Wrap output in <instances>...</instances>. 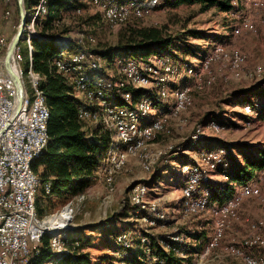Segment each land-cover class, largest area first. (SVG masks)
Listing matches in <instances>:
<instances>
[{"label": "rangeland", "instance_id": "rangeland-1", "mask_svg": "<svg viewBox=\"0 0 264 264\" xmlns=\"http://www.w3.org/2000/svg\"><path fill=\"white\" fill-rule=\"evenodd\" d=\"M79 1L82 8L73 12L63 11L62 17L55 20L61 21L52 23L51 27L46 24L33 28L26 23L27 29L34 34L39 32L49 39H55V35H58L57 38H71L82 46V50L93 53L127 44L131 29L138 27L160 28L164 35L172 36L175 40L171 53L162 60L156 55L138 58L118 54L114 64L108 65L105 59L90 56L86 59V74L92 71L93 75L104 66L106 74L112 77L115 70L119 72L123 77L124 87L127 85L151 92L149 97L139 101L147 103L148 108L136 105L134 108H126L127 114L123 115L121 112L125 109L116 107L118 103L115 101V94H121L125 102L133 95L128 96L122 91L120 81H116L117 91L112 92L105 104L95 98L89 99L86 91L78 89V93L82 95L80 100H83L79 101L80 104L85 105L86 100L95 113L91 118L86 117L90 122H83L84 128L92 130L94 123L112 129L114 147L107 152L94 183L84 194L67 200L43 218L39 216L41 227L44 228L38 241L39 246L43 236L49 234L50 249L58 256L69 254L71 251L68 239L69 236H75L82 239L81 244L86 247L84 252H88L91 258L89 264H121L122 252H118V246H121L122 241L128 242V245L124 244L127 248H124L138 253L139 248L149 242L146 236L159 239L164 235L180 243L187 242L189 233L199 230L198 234L206 232L201 249L188 257L186 264H246L242 258L231 254V248L247 237L256 234L264 236V203L259 198L247 197L229 216L217 215L215 211L230 200L238 187L249 182L256 183L264 196V168L263 174L259 173L262 169L258 170L244 184L235 185L232 196L224 204L210 206V193H206L209 190L206 185L212 181L221 182L222 177H217L216 174L219 166L226 165V152L211 151L208 148L219 144L230 148L242 144L246 147L264 148V119L255 117L252 107L241 103L245 98L243 93L251 90L261 88L260 98L264 95V0H258V5L253 0H246L245 6L234 13H224L215 7L204 10L200 4L175 6L172 0H168L166 4H147L143 10H129L125 19L115 22L105 18L106 0ZM117 1H122L123 6L127 7L133 2L142 3L144 0ZM13 2L16 1L11 0L7 5L4 2L1 9L5 12L11 5L13 10V18L3 21L4 28L9 32V42L21 22L20 10L14 7ZM97 14L99 16L93 21H86V17ZM45 16L40 19V23L46 20ZM20 46L23 51L33 50L31 43L28 44L24 39ZM219 48H222L221 54L216 51ZM61 49L63 50L58 57L66 56L65 50H81L69 45H63ZM236 52L239 60L234 63ZM72 57L73 55L66 56ZM126 61L134 64L139 72L149 73L151 79L146 83H131L123 64ZM96 62L99 63V68L92 70L94 67L88 65ZM184 66L187 67L183 68ZM109 67L113 68L107 70ZM206 68L207 77L200 79L201 71ZM17 69L22 83L27 87L30 79L24 73L23 63ZM80 71L76 69L73 74ZM73 74L68 73L66 76L74 78ZM100 78L102 76H96L93 80ZM108 81L110 82L105 80V83L109 84ZM178 82L181 85L173 91L172 84ZM181 91H187L182 106L179 103ZM162 92L166 95L163 96ZM239 96L243 98L240 100ZM149 100L153 104L157 102L156 106ZM128 104H131V100ZM132 109L138 110L136 120L131 119L128 114ZM113 113L125 118L127 126L131 125L125 137L116 132V126H107ZM151 128L158 132L150 133ZM109 134L112 135V132L109 131ZM131 147L134 149L132 153L129 152ZM189 160L191 163L184 164ZM193 167L196 168L191 173L197 170L202 176L203 184L193 186L192 190L196 189L194 196L202 199L205 207L192 212L187 210L186 191L190 177L188 168ZM158 169L164 179L152 181ZM131 186H135L134 189L146 187L144 207L137 208L140 218L136 217L132 209L136 203L134 189L131 198ZM40 188L41 185L36 192V201L42 197ZM245 200L247 203L242 207ZM67 207L73 211L68 226L54 228L49 222L45 223L49 217ZM244 207L251 210V214L245 212ZM221 219H227L223 239L219 247L208 248ZM202 221L205 229L198 228ZM237 226H242L241 233H234ZM165 248L169 247L165 245ZM34 252L35 249H32V256ZM251 252L264 259V249L257 248Z\"/></svg>", "mask_w": 264, "mask_h": 264}, {"label": "trees", "instance_id": "trees-1", "mask_svg": "<svg viewBox=\"0 0 264 264\" xmlns=\"http://www.w3.org/2000/svg\"><path fill=\"white\" fill-rule=\"evenodd\" d=\"M15 1V3L13 2L14 7L19 9L18 0ZM167 2L168 0H165L164 4ZM245 2L246 0H172L175 6L182 4H200L204 10L215 7L224 13L240 11L242 6H245ZM33 3L34 0H25L26 10L30 9ZM80 3L79 0H49L48 12L45 16L46 20L42 23L38 20L35 27L39 28L46 24L51 27L52 23L61 21L58 20L57 22L55 20L62 17L63 11L73 12L82 8ZM98 16V14L91 15L85 19L87 22H90ZM65 31L67 32L68 30ZM57 36L55 35L54 37L57 38ZM174 40L175 38L172 36L164 35L160 28L138 27L131 29L127 44H122L120 48L101 49L98 50L99 52L97 54L102 59H105L108 65L114 64V60L118 54L138 58L156 55L162 59L171 53L170 49L174 46ZM75 41L71 38L62 37L57 40L49 39L41 36L39 32L33 35L30 40L33 47L32 64L34 73L40 79L39 89L44 95L46 104L50 110L48 121L49 139L43 152L32 163V168L39 176L41 182L40 192L42 197H40L41 200L37 198V211L41 218L49 214L51 210L64 204L67 200L84 194L94 183L98 169L103 165L107 152L110 148L114 147V131L112 129H106L94 123L92 130H86L84 128L82 123L90 121L81 115L82 108H86L92 112L93 107L86 100L85 105L80 104L74 92L75 90L78 93L75 82L59 72L55 64L59 52L63 50L61 49L63 45H69L73 49H81L82 46H79ZM66 51L67 53H73L72 51ZM80 51L84 50L81 49L77 52ZM23 57V70L26 77H28L30 61L27 49L23 51ZM109 68L107 70H111L113 67ZM104 69L105 67L103 66V68L93 75L91 74L92 72L88 71V76L90 77L88 81L93 93V96L89 99H97L98 89L93 80L96 76L106 77L107 79L110 77L113 83H116V81L123 83V77L117 70H115L114 76L112 77L110 74H106ZM116 91V88L112 90L107 89L104 90V94L109 97L112 92ZM122 91L129 92L133 95L131 104L125 102L122 95L118 93L115 94V101L118 103V106L128 108H133L140 100L149 97L151 94L149 91L133 89L127 85L122 88ZM244 94L245 98L239 96L240 100L241 98L245 99V101L242 99L241 103L243 102L242 104L245 106L250 105L253 111L258 114V117L264 119V95L261 99V88L259 90H251ZM87 96L90 97L88 94ZM156 103L154 102V106H156ZM109 131L112 132V135L109 134ZM210 150L226 152L224 157L226 165L219 166L217 173H223L228 177L226 181L218 183H213L212 181L206 185V188L210 190L206 191L207 194L210 193V206L224 204L232 196L235 185L244 184L254 176L256 171L264 168L263 147H246L242 144L230 148L229 146L219 144L210 148ZM236 154L242 156V162L237 160ZM185 163L191 162L189 160ZM158 178L162 179L159 169L156 170L152 181H156ZM202 184L203 182L200 180L197 185ZM45 185L50 186L49 192L45 189ZM134 187H130L131 198H133L132 192ZM133 206L132 209L136 217L140 218V213L137 210V208L139 209V205L133 204ZM205 233L192 235L196 238H203ZM145 238H149V242L144 246L142 245L143 248H139L140 251L138 253L126 249L127 246L125 245H128L126 240L125 242H121V246H118V252H122L121 264H186L188 257L196 254L201 249V246L192 247L185 242H175L164 235L159 239L152 238L151 236H146ZM49 240L50 235L45 234L42 238L40 248L35 249L30 264H89L91 262L89 253L84 252L86 247L81 244V238L69 236L68 243L71 253L60 256L56 255L50 249ZM165 245H168L169 248L166 249Z\"/></svg>", "mask_w": 264, "mask_h": 264}, {"label": "bare ground", "instance_id": "bare-ground-1", "mask_svg": "<svg viewBox=\"0 0 264 264\" xmlns=\"http://www.w3.org/2000/svg\"><path fill=\"white\" fill-rule=\"evenodd\" d=\"M105 2V1H104ZM106 9H105V18L109 20L110 22H115L117 20H123L127 17V14L129 10H132L136 8L137 10H143L147 4L151 6L158 5L159 3L165 2V0H144L142 3L141 2H133L127 7H124L122 1H117V0H106ZM48 3L49 0H34V3L31 5L32 8L29 9L28 14H27V26L30 27H35V24L38 20H40L43 16H45L48 12ZM253 3L255 5H258V0H253ZM116 4V5H114ZM27 12V10H26ZM140 14L141 12L138 11ZM27 26H25L24 36L23 39L30 44L31 37L34 34L33 31L28 30ZM26 34V35H25ZM58 38L55 37V40ZM22 41V40H21ZM20 41V42H21ZM20 42L17 45L15 49V57L18 58V60H15V66L21 67L22 62L24 60L23 57V50L20 46ZM223 46V45H222ZM224 48V47H223ZM217 52H220L219 54L222 53V48H219L216 50ZM66 56H72V58H66V56L62 55L58 57L55 60V64L58 68V71L63 73L65 76L68 73H72L76 71V69H80L81 71L78 74H73L74 78H71L76 84L77 90L79 91H86L87 94L90 96H93V93L91 91V85L88 81V74H86L85 70H87V65L84 64L83 60H76L77 55H89L90 57H95L97 59L102 60V57L93 52H87V51H80V52H73V53H67ZM237 53V52H236ZM238 54V53H237ZM235 54L234 58V63H237L239 60V54ZM29 55V61H30V67L28 70V77L30 78L29 85L26 87V85L23 83L24 86V96L20 108V113H21V119H22V127L25 128H32V110L35 108L36 102H39V106L43 107L44 113L41 115H33V122H37L38 124L41 125V133L42 136H40V142L39 145H32V152L29 153L28 160L26 161V182H27V189H26V202L29 203V211L31 212V216H37V223L38 226L41 227V222H40V217L38 215L37 211V201H36V192L38 188L41 185L39 176L34 172L32 168V163L35 158L39 157L40 154L43 152L46 143L49 139L48 136V121L50 117V110L48 105L46 104V100L44 95L42 94L41 90L39 89L40 86V79L35 75L34 69H33V64H32V58H33V50H30L28 52ZM226 55V54H225ZM89 58V57H88ZM86 58V59H88ZM159 60H162L159 58ZM124 66H126V72L129 74L130 77V82L131 83H146L148 79H151V76H149V73L146 72H139V70L136 69L135 65L130 63V61H126L123 63ZM93 66L94 69L92 70H97L99 68V63H94ZM138 71V73H137ZM92 72V71H91ZM156 72V71H155ZM20 76V74H19ZM21 77V76H20ZM22 79V78H21ZM105 78H100L99 80L95 81V84L97 86V100L102 102V104H105L107 102L108 97L105 96L104 90H112L115 88V83L108 81L109 84L105 83ZM23 82V81H22ZM107 82V81H106ZM121 88L124 87V83H120ZM159 86H162V84H159ZM120 88V89H121ZM117 89V88H116ZM119 90V89H118ZM187 91H181L180 94V105L182 106L184 103V98L187 95ZM126 94L129 96L132 94L129 92H126ZM162 95L165 96V92H162ZM132 98V97H131ZM131 98L128 100V103H130ZM150 103L154 106V104L149 100ZM136 106V105H135ZM134 106V107H135ZM137 106L141 108H148L147 103L139 102L137 103ZM120 107V106H116ZM133 107V108H134ZM124 108V114H127L126 108L128 107H122ZM139 109V108H138ZM137 109H132L128 114L130 115L131 119L136 120L138 118V115H136ZM123 113V111L121 112ZM123 114V115H124ZM81 115L86 118H91L92 116L95 115V113L87 110L86 108H82ZM126 119L121 117L117 113H113L110 123L107 124V126H113L116 128V132L119 133L122 137H125L126 133ZM105 123H108L105 121ZM152 129V128H151ZM31 137H38V129H31ZM20 144H28V137H20ZM137 147V146H134ZM133 148L131 147L129 152H133ZM212 168H214V163L211 164ZM189 167V166H187ZM192 167V166H191ZM196 168H188L190 171V177H189V188L186 191L187 195V210L188 211H196L199 209H203L205 207V204L202 199H199L198 197L194 196V192L192 188L193 186L197 185L199 181L201 180L202 176L199 174V172H196L195 170L193 173L191 171ZM263 174V169L259 172ZM192 174V175H191ZM200 175V176H199ZM108 182H110V178H108ZM109 184V183H108ZM251 186L246 188V186ZM247 184H244L236 189V192L234 195L230 198L229 201L225 203L220 209H217L215 213L220 216H229L235 208H237L241 201L244 198L247 197H256L261 199V201L264 203V196L260 190V188L256 185L254 182H249ZM110 185V184H109ZM198 186V185H197ZM11 188H18V181H11ZM246 188V190H245ZM45 189L49 192L50 191V186L45 185ZM146 191V187L142 186L139 188L134 189V199L136 205H139V207H144V194ZM153 210L155 211L156 209L153 207ZM73 215V211L70 207L65 208L62 212L58 213L57 215H53L49 217V219L45 220V223H50L54 228H59L61 226H68L71 222V217ZM12 220V213H5L3 214V222H10ZM43 222V221H42ZM44 233V228L37 229V242L40 240V236ZM224 236V229L221 227V222L216 226L215 232L213 234V238L211 242L209 243L208 248H217L219 247V244L221 240L223 239ZM58 240L61 238H57ZM168 246V245H167ZM169 247V246H168ZM264 249V236L263 235H253L251 237H247L246 239H243L241 242L237 243L236 245H233L231 248V254L233 256L242 258L246 264H264V259L262 257L256 256L253 254V250L255 249ZM32 249L30 250V255L28 260L23 261V264H30L32 261Z\"/></svg>", "mask_w": 264, "mask_h": 264}, {"label": "built area", "instance_id": "built-area-1", "mask_svg": "<svg viewBox=\"0 0 264 264\" xmlns=\"http://www.w3.org/2000/svg\"><path fill=\"white\" fill-rule=\"evenodd\" d=\"M4 2L7 5L11 0H0V9ZM0 15V264H23V261L28 260L31 249L40 248L37 229L41 227L38 226L37 216H31L29 203L26 202V161L32 152V145H39L42 136L41 125L33 122V115H41L44 111L39 102H36L32 110V128L22 127L20 111L13 117L18 91L6 66V53L10 42L8 31L3 25V21L13 18L11 5ZM88 57L89 55L81 53L74 59L86 63ZM15 60L18 58L14 51L11 64L19 75ZM207 75L208 68L201 71L200 79ZM108 80L111 78L108 77ZM130 128L131 125L126 126L125 134L129 133ZM31 129H38V137H31ZM154 132L158 131L152 128L150 133ZM20 137H28V144H20ZM11 181H18V188H11ZM248 187L251 186L247 184L246 188ZM5 213H12L10 222H3ZM226 221L227 219H221L222 229Z\"/></svg>", "mask_w": 264, "mask_h": 264}, {"label": "water", "instance_id": "water-1", "mask_svg": "<svg viewBox=\"0 0 264 264\" xmlns=\"http://www.w3.org/2000/svg\"><path fill=\"white\" fill-rule=\"evenodd\" d=\"M19 3V9H20V17H21V22L19 25V28L15 34V36L12 38L11 42L9 43L7 53H6V66L8 69V72L10 76L14 79L16 88L18 91V96H17V105L16 108L13 112V117L17 116V114L20 111L23 96H24V86L22 83L21 77L14 71L12 64H11V58L13 56V53L19 44V42L23 39L24 35V30L25 26L27 23V12H26V6H25V0H18Z\"/></svg>", "mask_w": 264, "mask_h": 264}, {"label": "crops", "instance_id": "crops-1", "mask_svg": "<svg viewBox=\"0 0 264 264\" xmlns=\"http://www.w3.org/2000/svg\"><path fill=\"white\" fill-rule=\"evenodd\" d=\"M29 11V10H28ZM1 9H0V14H1ZM0 18H1V15H0ZM5 30L6 31H8L7 29H6V27H5ZM26 35V34H25ZM66 51V50H65ZM185 67H187V66H184L183 68H185ZM181 85V82H178V83H173L172 84V90L174 91V90H176V88L177 87H179ZM79 92V91H78ZM75 96H76V98L79 100V101H81L80 100V96H82L81 94H79V93H77V91H75ZM83 101V100H82ZM81 101V102H82ZM159 105L162 107V104L161 103H159ZM160 111H162V109L160 110ZM156 116V115H155ZM255 117H257L258 118V114L257 113H255ZM213 147H215V146H209V148L208 149H210V148H213ZM237 155V160L239 161V162H242V156L241 155H238V154H236ZM240 156V157H239ZM240 159V160H239ZM216 176L217 177H222V180H220L221 182H223V181H226L227 179H228V177L225 175V174H221V173H217L216 174ZM164 179V176H162V180ZM163 182H166V181H163ZM150 192V191H149ZM148 193V192H147ZM148 195V194H147ZM247 202H246V200L244 201V203H243V205H242V207L246 204ZM246 207H244V209H245ZM245 212H248V214H251V210H247V209H245L244 210ZM204 222L202 221V222H200V224L198 225L199 227L198 228H203V229H205V227L203 226L204 224H203ZM241 230H242V226H237L236 228H235V231L236 232H234V233H236V234H238V233H241ZM199 233V230H196V231H193L192 233H189V235H187V242H185V243H189L192 247H195L196 245L198 246H201V243H203V238H196V237H194L192 234H198Z\"/></svg>", "mask_w": 264, "mask_h": 264}]
</instances>
